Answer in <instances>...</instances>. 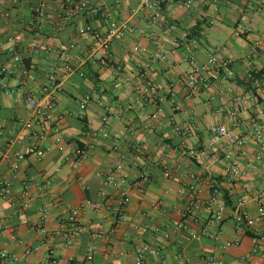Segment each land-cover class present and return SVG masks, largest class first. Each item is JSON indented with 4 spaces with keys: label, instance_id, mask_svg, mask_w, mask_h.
Listing matches in <instances>:
<instances>
[{
    "label": "crops",
    "instance_id": "1",
    "mask_svg": "<svg viewBox=\"0 0 264 264\" xmlns=\"http://www.w3.org/2000/svg\"><path fill=\"white\" fill-rule=\"evenodd\" d=\"M35 1L0 0V69H10L0 73V126L4 129L0 134V181L11 182L9 196H0V264H135L141 241L165 246L161 256L145 255L144 264H207L209 256L227 264H264V257L252 252L256 240L264 247V225L257 222L253 227L238 228L233 218L234 205L241 197L247 200L245 210L250 217L256 218L264 208L256 198L264 194V155L258 157L264 148V133L261 140L250 139L243 147L238 157L243 173L232 188L226 180L227 144H214L211 133L214 125L226 124L251 136L255 121L264 120V112H260L264 89L252 90L247 77L249 55L251 64L264 70V0H201L195 9L177 2L165 4L169 18L198 38L194 49L177 43V31H166L162 23L149 24L132 16L139 0H94L111 7L118 20L148 29L153 36L147 41L129 31L125 37H116L106 54L76 31V26L88 24L104 31L100 19L85 14L59 26L58 3L47 0L46 17L36 19L31 10ZM209 19L215 23L209 24ZM7 34L22 39L23 64L13 60ZM141 45L147 52L141 53ZM157 49L170 57V63L155 64L151 70L167 98L161 103L165 116L149 122L145 118L155 106L135 89L139 78L134 70L140 59L145 61ZM212 53L231 57L233 62L222 76L189 95L184 82L191 68L188 58L203 63ZM55 64L59 88L43 94ZM66 65L76 70L69 73ZM170 85L174 96L167 94ZM28 91L43 102L54 103L44 125L45 138H32L19 122L31 117L25 100ZM247 93L254 100L229 114L237 106L235 98ZM86 95L90 100L82 109L76 100ZM177 104L181 109H175ZM184 120L194 123L187 137L177 135L173 126ZM137 140L145 147L144 156L128 151L129 144ZM188 144L206 154L196 157ZM31 147H35L32 152ZM77 149L85 154L81 164L75 162ZM17 152L25 157L13 169ZM123 155L125 170L135 177L146 167L151 181L142 188L106 183L101 173L113 169ZM194 175L215 179L226 191L230 202L223 221L210 218L208 187ZM191 184L201 190L204 206L195 215L184 217L179 190ZM122 188L128 189L131 201L116 234L100 240L88 258L92 232L101 225L109 230L112 218L109 210L87 212L81 217L84 231L74 245L66 246L65 221L70 209L86 199L100 200L102 191L116 206ZM25 190L30 204L22 209ZM159 200L162 205L154 206ZM180 220L185 228L176 232L174 226ZM169 229L172 235L166 238L164 232ZM192 232L194 238L185 242ZM235 239L237 243L225 247Z\"/></svg>",
    "mask_w": 264,
    "mask_h": 264
},
{
    "label": "built area",
    "instance_id": "2",
    "mask_svg": "<svg viewBox=\"0 0 264 264\" xmlns=\"http://www.w3.org/2000/svg\"><path fill=\"white\" fill-rule=\"evenodd\" d=\"M60 9L56 15V22L59 26H65L66 24L73 21L76 16H81L89 14L92 17L98 18L102 21L105 26V30L94 27L90 24L83 26H76V31L83 35L84 38L91 44L96 45L99 48V52L106 54L112 41L116 37H125L129 31L136 32L140 34L144 39L149 41L153 36L150 34V30H145L140 26L130 25L129 21L118 20L112 11L111 7L101 5L96 3L94 0H55ZM119 1V0H117ZM201 0H139L137 6L132 8V16H140L146 22L150 24L158 23L163 24L166 31L175 32L178 35L175 41L179 43L182 47L186 49H194L198 46L199 41L197 37L191 35L190 31L180 29L179 25L171 20L168 13L164 11V5L169 2H177L183 4L184 6L195 9L199 6ZM31 10L33 12L34 18L44 19L48 11L47 0H36L32 6ZM246 16H243L245 20ZM215 20L209 19V24H214ZM148 27V26H147ZM0 35L2 31L0 30ZM8 42L11 43L10 52L12 53L13 60L17 63L23 64V57L21 55L20 49L22 45V39L14 36L13 34L5 35ZM82 50H86L85 46L78 45ZM141 53L147 52V47L145 45L140 46ZM255 52V51H254ZM250 56L248 57L249 70L247 73L248 79L251 80L252 90L264 89V70L256 68L251 64ZM191 68L187 72L184 82L188 89V94H194L200 91L202 88L208 86L214 77L222 76L230 67L233 62L231 57L222 56L219 53H212L208 56L207 60L203 63H197L192 57L188 58ZM165 62L170 63V57L165 50L157 49L151 52L145 61L141 60L135 67V74L139 78L138 83L135 85V89L148 99L154 106L155 110L146 116V121H155L162 119L165 114L163 112L161 103L166 100L167 95L160 92L159 85L154 81L151 75V70L153 65ZM56 64L51 68L48 75V85L44 86L42 93L45 94L50 90H55L59 88V82L57 78ZM69 73L74 72L76 69L71 65L65 66ZM10 69L3 66L0 69V73H9ZM167 94L174 96L173 85H170L167 89ZM25 100L28 108L31 111V117L29 119H20V124L23 128L30 131L32 138H45L44 125L47 121L50 110L53 108L54 103L52 100L43 102L36 93L28 91L25 95ZM90 100V96L86 95L84 97L78 98L76 102L80 105L82 109L86 108L87 102ZM253 94L247 93L244 96H238L235 98L234 109L228 110L231 115L236 114L240 106L246 105L248 101H253ZM176 110L181 109V106L177 104L175 106ZM263 113L264 109H260ZM107 117L104 120L107 121ZM174 131L177 135L182 137H187L194 130V123L190 120H184L182 122L174 123ZM4 129L0 126V134H3ZM212 142L219 143L224 141L227 144V148L224 150V157L228 161L226 168V180L232 188L237 180L241 177L243 171L238 160V157L245 146V144L250 139L261 140L264 133V120L255 121L253 127L252 135H245L243 133H237L234 129L230 128L226 124L214 125L211 128ZM93 135L96 132H92ZM60 142L61 139L57 138ZM187 149L191 154L196 157H200L206 154V151H200L195 146L188 144ZM60 149H64L63 145L59 146ZM129 150L135 156L141 157L146 153L144 145L141 141L137 140L134 143H130L128 146ZM30 152L35 150V147H31ZM263 151L258 155L261 158L264 155ZM16 160L12 161L11 166L13 169L19 167L18 161L25 157V153L17 152L15 154ZM126 155L119 159L114 168L107 172H102L106 183H110L113 186L119 188L120 185L128 184L136 188H142L146 183L151 181V175L146 167L139 169L138 175L133 177L129 171L125 170V160ZM85 154L83 150L77 149L75 151V162L81 164L84 161ZM194 178L199 182L205 183L208 187L209 201L207 204V209L210 213V218L221 222L225 217L227 210V202L224 199V193L222 187L215 179L205 178L203 176H196ZM11 182L8 179H3L0 181V196L8 197L11 189ZM181 199L184 201V207L182 209V216L191 217L196 214V212L204 206L203 199L201 197V190L196 187L195 184L184 185L182 189L179 190ZM102 198L100 200L96 199H86L80 205L72 207L70 213L65 223L67 229L65 231V242L66 246L74 245L76 243V238L84 231V225L82 224L81 217L87 212H100L103 210H109L111 213L112 224L109 230H106L103 225L95 229L92 234V245L89 247L87 257L91 258L98 242L102 239H106L110 236L116 234L120 224L124 219L125 207L131 201V195L126 188L119 189L118 192V204L116 206L112 205V199L108 196V193L102 191ZM24 201L22 203V209L29 207L30 194L28 190H25L22 194ZM256 198L259 202L264 203V194H258ZM162 200L154 203V206H161ZM247 203L246 198H238L236 204L234 205V224L238 228L253 227L257 222L264 225V208L261 209L259 215L256 218L250 217L245 210V205ZM185 228L183 220H180L174 226L176 232H180ZM172 231L166 230L164 236L170 238ZM195 236V233H190L185 236L184 241L190 242ZM238 239L233 241H227L225 247L230 246L232 243H237ZM165 246H152L145 241H141L138 247V254L135 258V264H144L145 255L161 256L162 251ZM28 253L31 249L27 250ZM254 254H259L264 257V247H260L257 243L254 245ZM245 259V257H244ZM71 264V263H70ZM155 264H161L156 262ZM207 264H227L223 259L209 256L207 258Z\"/></svg>",
    "mask_w": 264,
    "mask_h": 264
},
{
    "label": "trees",
    "instance_id": "3",
    "mask_svg": "<svg viewBox=\"0 0 264 264\" xmlns=\"http://www.w3.org/2000/svg\"><path fill=\"white\" fill-rule=\"evenodd\" d=\"M249 81H250V83H251V80H250V79H249ZM222 190H223V193H224V199L227 200L226 202L229 203L230 201H229V199H228V196H227L226 191H224V189H222Z\"/></svg>",
    "mask_w": 264,
    "mask_h": 264
}]
</instances>
